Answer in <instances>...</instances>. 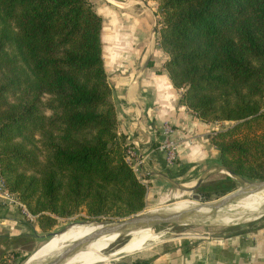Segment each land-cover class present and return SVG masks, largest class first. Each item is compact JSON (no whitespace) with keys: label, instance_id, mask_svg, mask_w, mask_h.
Returning a JSON list of instances; mask_svg holds the SVG:
<instances>
[{"label":"trees","instance_id":"16d2710c","mask_svg":"<svg viewBox=\"0 0 264 264\" xmlns=\"http://www.w3.org/2000/svg\"><path fill=\"white\" fill-rule=\"evenodd\" d=\"M156 1L181 101L205 122H230L212 135L227 171L264 179V0ZM102 28L91 0H0V175L43 230L59 217L124 218L146 206Z\"/></svg>","mask_w":264,"mask_h":264},{"label":"crops","instance_id":"0c3cea01","mask_svg":"<svg viewBox=\"0 0 264 264\" xmlns=\"http://www.w3.org/2000/svg\"><path fill=\"white\" fill-rule=\"evenodd\" d=\"M92 3L103 17V58L109 78L115 79L112 84L119 130L126 136L127 144L144 158L141 179L149 194L169 189L174 183L200 186L205 177L224 170L210 131L217 123L205 122L181 101L182 91L173 85L165 68L168 54L158 42L157 1ZM166 125L181 140L179 157L173 165L167 164L166 154L160 149L168 138ZM200 180L203 181L199 185ZM32 230L37 231L23 222L12 204L0 198V234L17 236L31 234ZM136 259L147 260L142 264H264V221L227 235L186 239L174 247ZM135 261L111 264H135Z\"/></svg>","mask_w":264,"mask_h":264},{"label":"rangeland","instance_id":"374dc122","mask_svg":"<svg viewBox=\"0 0 264 264\" xmlns=\"http://www.w3.org/2000/svg\"><path fill=\"white\" fill-rule=\"evenodd\" d=\"M92 1H94L95 3L98 2V0H92ZM157 16L158 17L156 18V21L158 28L160 26L158 24L160 13ZM157 35L158 34H155V38H154L156 43H157ZM103 55H104V46H103ZM109 81L111 84L112 83L114 84L115 82L114 77L113 79L109 78ZM181 91L183 92V89H181ZM114 101H115V96H114ZM215 124L216 125L214 129L210 128L212 135L214 134L215 130L220 129L224 125L225 126L229 125L227 124V122H215ZM204 179L205 180L203 181V184H201L198 188L195 186L194 187L185 186L182 183H174L170 185L171 188L162 189L159 193H155V194H149V189H148L146 195V206L142 211L151 212L155 210H161L166 205L176 203L180 199H185L186 197L188 200H194L195 199L194 195H200L202 197L201 200L204 201H208V202L215 201L221 198L222 196H224L225 194H228L229 192L240 188L244 184V180L231 174L229 171L225 169L220 172H217V174L212 177L207 176ZM4 183L5 182L1 181L0 179V191H2L4 187ZM206 187L207 188L209 187V190L204 189ZM177 193H181L182 196L175 197ZM15 195L19 199V201H21L20 198L17 196V194ZM195 200L197 201V204H201L200 202L201 200H197V199ZM13 206L18 211L23 222L28 224L30 227H33V229L34 228L37 229V231L33 232L32 230L30 232L31 234H23L17 236H9L4 234V232H1L2 234H0V264H24L29 257L30 258L28 262L33 261L36 258H38L41 254H44L46 251L59 247L61 246V244L71 240L74 236H78L80 235V233L89 230L93 226H97V225L87 224V225H83L86 226V228H84L82 231L77 230L72 233L66 232L74 226H79V225H75L77 223L81 224V222L88 223L86 221H98L94 218H89V216L85 212H82L80 214L71 217H59L57 223L50 230H43L39 226L36 217L35 220L29 219L23 213L21 206L20 207L16 205ZM117 219L119 218L109 219L107 217L106 218L104 217L100 221H109V220H117ZM262 221H264V214L261 217L254 220H243L231 224H220L214 222L212 223L181 222L177 224L157 225L152 229L155 233L162 235L155 234L147 238L144 236L146 234H143V236L139 238L135 247H133L132 249H129L124 253H122L121 255L110 258L106 261L97 262L96 264H111L117 262H124L126 260L129 261L137 260L136 258L139 256H143V255L148 256L154 251H158L160 249H167L169 247H174L175 245H177V243H181L186 239L196 240L210 236L227 235L232 232L244 229L246 227H250L257 223H261ZM64 228H66L64 232L58 233ZM7 232H9V230H7ZM56 233L57 235H54ZM146 239H150V240H148L149 242H147L146 244H143ZM128 240H129L128 237H124L121 240L115 239L113 241L104 243L103 245L98 247L97 250L95 251L96 253L94 255L96 257L95 259L97 261H101L106 255L112 253L114 249H116L117 247L123 244H126ZM89 249L90 248L86 250ZM88 260L89 259H87L85 262H88Z\"/></svg>","mask_w":264,"mask_h":264},{"label":"bare ground","instance_id":"6f19581e","mask_svg":"<svg viewBox=\"0 0 264 264\" xmlns=\"http://www.w3.org/2000/svg\"><path fill=\"white\" fill-rule=\"evenodd\" d=\"M181 196H182L181 193H177L175 195V197H181ZM200 205L201 204H197V201L195 199L188 200L186 197L185 199H180L176 203L166 205L161 210H155L149 213L170 215L182 210H186L190 208H198ZM263 212H264V186H258L254 188L248 195H245L220 209H212L208 207L201 208L197 213H195L192 216L191 220L194 223L214 222L220 224H231L243 220L257 219L264 214ZM82 223L85 222H81V224L74 223L75 225H79V226H74L66 232L72 233L77 230L82 231L84 228H86V226L83 225H87V224H92L97 226H93L89 230L80 233V235L74 236L71 240L61 244V246L59 247L46 251L44 254H41L38 258L28 262L27 264H44L50 259H53L54 257L58 256L72 242L84 237L85 235L91 233L92 231L100 229L101 227H103V225H105L103 222H88L85 224ZM153 232L154 231L151 226L143 224V225H132L125 229L102 235L99 238L94 239L93 241L86 242L78 246L73 252V254L69 258H67L62 264H96L97 262L106 261L110 258L119 256L125 251L135 247L139 238H141L143 234H146L144 236L147 238L155 234H158ZM158 235H162V234H158ZM124 237L129 238L126 244H123L117 247L116 249H114L112 253L106 255L101 261H97L95 259L96 257L94 255L96 254L95 251L97 250L98 247H100L104 243L113 241L115 239L121 240ZM150 239H146L143 244L149 242L148 240ZM88 248L90 249L86 250ZM87 259H89L88 262H85Z\"/></svg>","mask_w":264,"mask_h":264},{"label":"water","instance_id":"95a60500","mask_svg":"<svg viewBox=\"0 0 264 264\" xmlns=\"http://www.w3.org/2000/svg\"><path fill=\"white\" fill-rule=\"evenodd\" d=\"M148 62L149 60L147 61L145 67L148 66ZM230 173L233 174L232 172ZM202 181L203 180H200L198 184L200 185ZM258 186H264V179L244 180V184L240 188L234 191H231L228 194H225L224 196H222L221 198L215 201H209V202L204 201V200H201L202 197L200 195H194L195 199L201 200L200 201L201 205L198 208H190V209L182 210V211L170 214V215L159 214V213H149L148 211H145V212L140 211L138 213L132 214L124 218H119L117 220L86 221V222H103L105 225H103V227H101L100 229L92 231L91 233H88L84 237L72 242L58 256L54 257L53 259H50L44 264H62L67 258H69L73 254L75 249L81 244L93 241L94 239H97L102 235L116 232V231L125 229L132 225H143L144 224V225H149L153 228L157 225L177 224L181 222L190 223L192 222L191 220L192 216L195 213H197L201 208L208 207L212 209H220L236 201L237 199L245 195H248L254 188ZM196 187H198V185ZM65 229L66 228H64L58 233L64 232ZM28 260L24 264H27Z\"/></svg>","mask_w":264,"mask_h":264},{"label":"built area","instance_id":"2783aa9c","mask_svg":"<svg viewBox=\"0 0 264 264\" xmlns=\"http://www.w3.org/2000/svg\"><path fill=\"white\" fill-rule=\"evenodd\" d=\"M165 131L168 134V138L163 141L160 144V149L165 152L166 154V162L168 165H173L177 163L178 157H179V147H180V142L181 140L177 137H174L173 134L175 130L170 127L169 125H166ZM127 161L132 165L134 171L137 173L138 177H142V169L141 167L143 166L144 158L140 156L136 150V148L133 146H129L127 150ZM1 181L4 182L3 178L0 175ZM0 198H2L5 202L16 205V206H21L23 213L32 220H35V216L32 215L26 205L19 201V199L16 197V195L12 192H10L5 183L2 191H0Z\"/></svg>","mask_w":264,"mask_h":264}]
</instances>
